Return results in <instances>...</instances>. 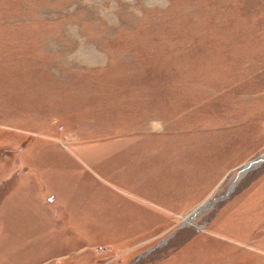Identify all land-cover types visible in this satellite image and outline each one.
<instances>
[{
    "label": "rangeland",
    "instance_id": "1",
    "mask_svg": "<svg viewBox=\"0 0 264 264\" xmlns=\"http://www.w3.org/2000/svg\"><path fill=\"white\" fill-rule=\"evenodd\" d=\"M261 154L264 0H0V264H264Z\"/></svg>",
    "mask_w": 264,
    "mask_h": 264
},
{
    "label": "water",
    "instance_id": "2",
    "mask_svg": "<svg viewBox=\"0 0 264 264\" xmlns=\"http://www.w3.org/2000/svg\"><path fill=\"white\" fill-rule=\"evenodd\" d=\"M262 162H264V154H261L260 156H257L256 158H254L250 162H248V165H247L245 171L243 172V174H241L240 176H238V178L234 181V184L232 185V187H234V185L237 183V181L242 176H244L248 170L252 169L253 167H256L258 164H261ZM214 201H215V199H212L209 202H206V203L200 205L197 208V210L194 212L193 215L188 216V218L184 220L183 224H187V223L191 222L198 215V213H200L204 208L210 206V204L212 202H214Z\"/></svg>",
    "mask_w": 264,
    "mask_h": 264
},
{
    "label": "bare ground",
    "instance_id": "3",
    "mask_svg": "<svg viewBox=\"0 0 264 264\" xmlns=\"http://www.w3.org/2000/svg\"><path fill=\"white\" fill-rule=\"evenodd\" d=\"M246 169V168H245Z\"/></svg>",
    "mask_w": 264,
    "mask_h": 264
}]
</instances>
